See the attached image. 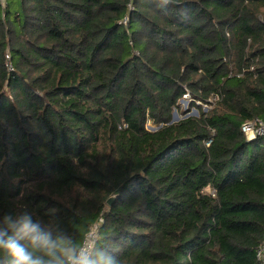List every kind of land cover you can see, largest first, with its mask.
Masks as SVG:
<instances>
[{
  "label": "trees",
  "instance_id": "obj_1",
  "mask_svg": "<svg viewBox=\"0 0 264 264\" xmlns=\"http://www.w3.org/2000/svg\"><path fill=\"white\" fill-rule=\"evenodd\" d=\"M184 93L198 114L169 123ZM253 118L264 0L0 7V227L27 215L77 249L98 224L93 257L120 264H259L264 138L240 129Z\"/></svg>",
  "mask_w": 264,
  "mask_h": 264
},
{
  "label": "clouds",
  "instance_id": "obj_2",
  "mask_svg": "<svg viewBox=\"0 0 264 264\" xmlns=\"http://www.w3.org/2000/svg\"><path fill=\"white\" fill-rule=\"evenodd\" d=\"M174 2L157 0V6L166 10ZM6 221L7 226L0 227V254L6 259L0 264H120L118 259L107 253L94 258L93 254L77 252L67 238L54 237L30 216L25 215L17 221L7 217ZM37 251L43 252L44 256L36 255Z\"/></svg>",
  "mask_w": 264,
  "mask_h": 264
},
{
  "label": "built area",
  "instance_id": "obj_3",
  "mask_svg": "<svg viewBox=\"0 0 264 264\" xmlns=\"http://www.w3.org/2000/svg\"><path fill=\"white\" fill-rule=\"evenodd\" d=\"M0 7L4 9L5 0H0ZM182 98L189 100L190 99L189 93H184L182 95ZM216 99L217 97H212L208 101L214 102ZM240 129L247 140H254L257 137L264 138V118L249 119L242 123ZM209 143H210V140L205 141V145H209ZM98 236H99L98 224H93L85 232L79 246L76 249L77 252L84 251V252L92 254L95 243L98 239ZM255 255H256V259L259 262V264H264V241L257 247Z\"/></svg>",
  "mask_w": 264,
  "mask_h": 264
},
{
  "label": "rangeland",
  "instance_id": "obj_4",
  "mask_svg": "<svg viewBox=\"0 0 264 264\" xmlns=\"http://www.w3.org/2000/svg\"><path fill=\"white\" fill-rule=\"evenodd\" d=\"M208 109H209V106L208 105H205V104H202L201 105V110L203 112L207 111ZM174 110H176L177 116L180 119L189 116L188 114L190 112H192L193 110L197 112L196 115L198 114L197 108L190 106V101L188 99H184V98H182L181 100L178 101V109H173L172 112ZM190 116H195V115H190ZM171 117H172V113H171ZM151 127H156V125H152L149 121H147L145 123V128L147 130L151 131ZM263 143H264V140H263Z\"/></svg>",
  "mask_w": 264,
  "mask_h": 264
},
{
  "label": "water",
  "instance_id": "obj_5",
  "mask_svg": "<svg viewBox=\"0 0 264 264\" xmlns=\"http://www.w3.org/2000/svg\"><path fill=\"white\" fill-rule=\"evenodd\" d=\"M196 111H192V112H190L188 115L190 116V115H196ZM187 116V115H186ZM180 118L177 116V113H176V110H174L173 112H172V117H171V120L169 121V123H173V122H176V121H178ZM162 126V124H159V125H156V127H151V131H156L157 129H159L160 127ZM115 198H116V196H111V197H109L107 200H106V205H108V206H110L113 202H114V200H115Z\"/></svg>",
  "mask_w": 264,
  "mask_h": 264
}]
</instances>
